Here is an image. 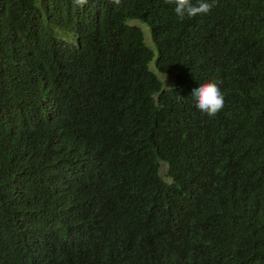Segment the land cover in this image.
Listing matches in <instances>:
<instances>
[{
  "label": "trees",
  "instance_id": "obj_1",
  "mask_svg": "<svg viewBox=\"0 0 264 264\" xmlns=\"http://www.w3.org/2000/svg\"><path fill=\"white\" fill-rule=\"evenodd\" d=\"M173 7L0 0V264H264V0Z\"/></svg>",
  "mask_w": 264,
  "mask_h": 264
},
{
  "label": "clouds",
  "instance_id": "obj_2",
  "mask_svg": "<svg viewBox=\"0 0 264 264\" xmlns=\"http://www.w3.org/2000/svg\"><path fill=\"white\" fill-rule=\"evenodd\" d=\"M87 2L88 0H74V4L81 7ZM114 2L119 4L120 0H114ZM166 3L174 6V14L182 21L185 17L192 18L210 13L216 0H197L195 4L193 0H166ZM191 96L194 98L195 107L209 117L217 116L225 107V96L218 82H206L195 87Z\"/></svg>",
  "mask_w": 264,
  "mask_h": 264
},
{
  "label": "rangeland",
  "instance_id": "obj_3",
  "mask_svg": "<svg viewBox=\"0 0 264 264\" xmlns=\"http://www.w3.org/2000/svg\"><path fill=\"white\" fill-rule=\"evenodd\" d=\"M128 24L131 26L140 27L144 31L146 44L153 48L152 42L150 40V35H149L150 33L148 32V30L145 28L144 25H142L140 22H138L136 20H130V21H128ZM149 67L151 70L156 72L154 61L150 63ZM156 74L158 75L159 79L163 82L165 88H170L172 86V84L174 82V76L173 75H167V74L164 75V74H159L157 72H156ZM165 171H166V166L161 164L160 165L161 176H162L163 180L168 182L169 180L164 176Z\"/></svg>",
  "mask_w": 264,
  "mask_h": 264
}]
</instances>
